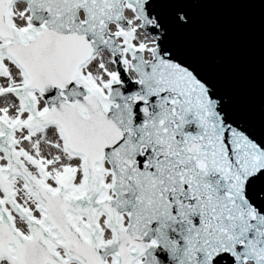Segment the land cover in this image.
I'll list each match as a JSON object with an SVG mask.
<instances>
[{
	"label": "snow or ice",
	"instance_id": "1",
	"mask_svg": "<svg viewBox=\"0 0 264 264\" xmlns=\"http://www.w3.org/2000/svg\"><path fill=\"white\" fill-rule=\"evenodd\" d=\"M0 264H264V0H0Z\"/></svg>",
	"mask_w": 264,
	"mask_h": 264
}]
</instances>
